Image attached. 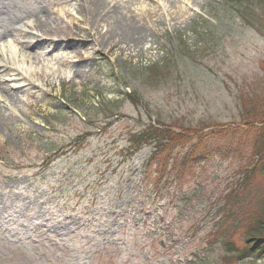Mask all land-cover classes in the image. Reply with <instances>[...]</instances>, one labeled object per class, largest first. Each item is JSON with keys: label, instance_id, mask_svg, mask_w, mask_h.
<instances>
[{"label": "rangeland", "instance_id": "obj_1", "mask_svg": "<svg viewBox=\"0 0 264 264\" xmlns=\"http://www.w3.org/2000/svg\"><path fill=\"white\" fill-rule=\"evenodd\" d=\"M106 2L147 41L85 0H0V264H264L222 244L264 199L242 123L264 111V0ZM150 126L237 130L235 152L164 172L130 146Z\"/></svg>", "mask_w": 264, "mask_h": 264}, {"label": "trees", "instance_id": "obj_2", "mask_svg": "<svg viewBox=\"0 0 264 264\" xmlns=\"http://www.w3.org/2000/svg\"><path fill=\"white\" fill-rule=\"evenodd\" d=\"M222 1L227 2V0ZM242 123L247 126L243 129L248 130L245 137L251 151L247 160L246 171L249 176H254L255 173L264 174V111L247 114ZM230 131L220 130L207 135L199 133L189 136V134L183 135L182 132L177 133L171 128L160 129L157 126H150L132 135L130 146L131 149L137 150H141L144 146H154L153 162L157 159L156 164L161 163V169L163 168L164 172L171 167V169L179 167L181 170L190 161H199L212 152L225 157L231 156L235 152L233 142L227 141L225 145L219 142L223 139L222 136L227 137L230 135L234 138L237 130H232L229 134ZM189 142H191L190 147L185 155L182 157L171 156L176 148L179 147L182 150ZM162 154H164L163 158L158 157ZM261 206L259 214L246 228L244 247L241 250L232 247L233 243L231 241H222L228 253L239 254L238 258L243 260L251 257L264 258V199Z\"/></svg>", "mask_w": 264, "mask_h": 264}, {"label": "bare ground", "instance_id": "obj_3", "mask_svg": "<svg viewBox=\"0 0 264 264\" xmlns=\"http://www.w3.org/2000/svg\"><path fill=\"white\" fill-rule=\"evenodd\" d=\"M87 1V2H86ZM86 5L89 4L92 9H90L91 14H95V16L100 17L102 14H106L110 19L111 24L113 26V32L115 36L124 44L128 46H132L134 48L140 47L145 41H147V36L140 29H135L127 24L126 21L128 12L126 9H122L119 7H114L107 3L106 0H85ZM88 8V6H87ZM81 9V8H80ZM82 10L85 11V8L82 6ZM89 8L87 11L88 13ZM1 64V63H0ZM0 76V82L3 79ZM3 113L0 111V126L4 124L3 122Z\"/></svg>", "mask_w": 264, "mask_h": 264}]
</instances>
